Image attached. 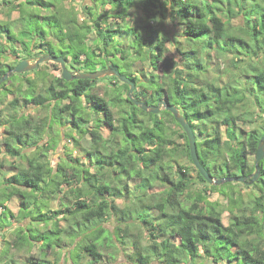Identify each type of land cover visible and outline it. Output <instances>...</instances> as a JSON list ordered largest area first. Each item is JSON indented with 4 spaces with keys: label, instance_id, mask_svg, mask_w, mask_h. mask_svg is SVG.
Wrapping results in <instances>:
<instances>
[{
    "label": "trees",
    "instance_id": "16d2710c",
    "mask_svg": "<svg viewBox=\"0 0 264 264\" xmlns=\"http://www.w3.org/2000/svg\"><path fill=\"white\" fill-rule=\"evenodd\" d=\"M66 1L0 0V78L47 54L81 73L115 68L135 83V99L179 109L212 177L255 171L264 0H90L82 17ZM49 64L60 74L46 63L0 84V264H21L16 253L33 248L22 264H99L104 255L124 257L120 264H264V158L250 185H209L171 113L142 111L114 76L68 82ZM64 138L69 153L54 166L49 152ZM15 198L12 228L6 204Z\"/></svg>",
    "mask_w": 264,
    "mask_h": 264
},
{
    "label": "water",
    "instance_id": "95a60500",
    "mask_svg": "<svg viewBox=\"0 0 264 264\" xmlns=\"http://www.w3.org/2000/svg\"><path fill=\"white\" fill-rule=\"evenodd\" d=\"M48 62L59 64L62 72L61 76L65 81L68 82L73 80H80V79L95 80L99 78L114 76L120 82L126 84L129 87L128 100L131 101L136 107L140 108L142 111L156 115L159 114L162 109H164L169 113H171L174 119L176 120V122L182 128L183 132L186 134L190 157L193 166L196 168L198 173L209 185L220 186L227 182L245 183L247 185H250L259 179L260 176L259 162L264 158V134L262 135L257 147L256 156H255V171L251 175L224 177V178L212 177L199 160L197 154L196 138L193 129L191 128L189 122L185 119V117L180 114L179 109L175 105L170 104L166 99L159 101L156 105H148L143 101H139L135 99L134 97L135 83L131 81L128 77L122 75L115 68H107L104 70H99L90 73H81L77 70H74L72 67H67V63L62 57H57L54 55L47 54L38 57L36 60H29V59L21 60L14 68L8 70L7 73L0 78V84L6 81L12 74H22L26 72H31L36 70L40 65Z\"/></svg>",
    "mask_w": 264,
    "mask_h": 264
},
{
    "label": "rangeland",
    "instance_id": "374dc122",
    "mask_svg": "<svg viewBox=\"0 0 264 264\" xmlns=\"http://www.w3.org/2000/svg\"><path fill=\"white\" fill-rule=\"evenodd\" d=\"M90 0H67L66 1V5L67 6H74V8L76 9V11L79 13V16L82 17V6L84 4H87L89 3ZM18 17V14L17 13H14L13 14V18H17ZM113 21V20H112ZM169 47V52L167 54L168 57L172 58L173 56H176V52H175V49L172 47V46H168ZM6 63H10V61H6ZM50 62L47 63V66L44 67V69L49 72V73H52V74H56V75H59L60 74V71H57L54 66H52L51 64H49ZM46 64V63H44ZM42 64V65H44ZM59 65V64H57ZM60 67V65H59ZM136 69H141V66H135ZM11 99V96H9L8 100ZM1 131V130H0ZM106 134V133H105ZM76 135V134H75ZM77 137V135L75 136ZM180 143H183L184 141L183 140H179ZM66 143V139L64 138V140H62V142L60 143V145L58 146V148L55 150V151H50L49 152V159L52 163V165H56L58 162H59V159L61 156H65L66 153H69V151H65L63 149V145ZM73 142L67 144L69 145V148L71 149L70 153L72 154V157H75L77 156L79 153L77 150L74 149L73 147ZM180 163L184 164V165H187L189 166L190 163L188 162V160H186L185 158L183 160L180 161ZM194 167V166H193ZM195 168V167H194ZM196 169V168H195ZM196 177V174L194 172H192V178H195ZM196 188H202V185H197ZM240 191L242 192L243 195L247 194L248 191H250L249 188H246V187H242L240 186ZM209 198L211 200H217L219 201L220 203H222L223 205H226V201L223 200V198L221 196H219L218 194H212V195H209ZM119 204H121V201L118 202ZM19 200L17 198L13 199L11 202L7 203L6 206L9 208V210L13 213L15 219H14V225L12 228L16 227L18 225V223L20 222V218H16V216L19 214ZM56 207V204L53 203L52 204V208H55ZM25 222H22L21 225H25ZM223 222L225 224H228V213H225L223 215ZM63 224V222H61ZM106 226L110 229H112V224L111 222L107 223ZM9 230V231H8ZM6 231H8L7 234H5V239L8 240V241H11V238H12V234L9 233L10 232V228L6 229ZM4 240V239H3ZM3 245V242H2V238L0 237V247ZM17 254V257L16 258H19V262L22 264L28 256L30 255H36L38 254L36 248H33L31 251H28V250H23L21 252H18L16 253ZM123 263V261H125V258L122 257V258H119V262H108L107 260V256L104 255V258L102 260L101 263L99 264H120L121 262ZM98 264V263H96ZM201 264H210L207 260L204 262L202 261ZM219 264H226L225 261H222L220 262Z\"/></svg>",
    "mask_w": 264,
    "mask_h": 264
}]
</instances>
